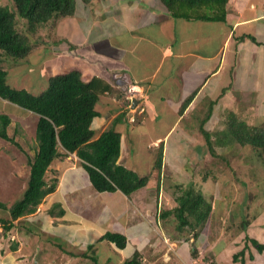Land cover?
I'll use <instances>...</instances> for the list:
<instances>
[{"label":"crops","instance_id":"obj_1","mask_svg":"<svg viewBox=\"0 0 264 264\" xmlns=\"http://www.w3.org/2000/svg\"><path fill=\"white\" fill-rule=\"evenodd\" d=\"M150 2L152 5L148 3L150 7L143 14L140 13L136 3L131 5L110 3L109 7L105 8L104 12H108V21L112 28L110 27L107 31L103 30V35L96 38V45L100 46L98 49L101 52L100 57H104L105 53V56H111L115 63L108 64L104 70L98 65H93L94 61L88 57L83 58V61L76 59L77 63H75L80 67L83 81L88 82L93 78H101L113 89V93L110 94L104 91L107 96H104L97 106L101 116L96 117L91 124L95 138L100 136L122 113L124 87L131 89L137 84L146 91V100L141 104H144L149 114L148 117L143 118V124H126L122 117L121 122L115 125V130L121 135L120 155L117 163L135 171L142 177L143 173L148 174L152 171L155 159L153 156L149 162L142 160L139 149L140 135L146 133L147 137L144 139L147 138L151 142L156 140L158 145L162 143L164 156L162 172H165V167L172 164L168 154L172 153L180 158L183 153L184 141L182 139H185L188 134L186 129L181 130V122L188 120L195 108L205 107L206 102H213L214 117L220 115L224 108L241 116L242 109L246 108L249 115L259 116L261 121H264V112L253 113L258 107H264V0H228L224 22L205 21L195 17L174 19L159 0H150ZM87 7L88 5L78 3L75 15L57 21V27L69 21L72 32H76L80 26L82 28L84 26V31L86 27L91 33L95 31L97 25L96 22H92L95 19L93 14L89 19L90 22L85 25L83 23L76 25V20L80 19V16L85 20L86 15L83 10ZM119 12L126 15V19L120 24L118 23L121 15ZM144 20H149L152 25L138 28L137 25ZM120 35L124 37H119ZM88 42H92V38H89ZM133 45V51L138 49L135 54L141 59L135 58L136 60L128 62L129 70L120 62L122 58L123 62H126ZM44 49L45 47L43 51ZM57 49L61 57L74 52L69 45ZM49 56L53 55L46 53L43 60L47 61ZM55 56L51 60H54ZM86 62L90 64L85 66ZM43 64L47 66L44 62ZM47 80L44 81L45 84L43 83V89L46 87ZM258 92L260 97H258ZM191 95H193L192 101L180 114L181 104ZM8 105L18 111L24 110L9 102ZM152 122L156 124L167 122V127L162 134L158 135L155 133L156 127L151 124ZM148 124L151 126V131L147 127L145 132H141L143 126ZM171 137L174 139L170 142ZM155 151L157 152L156 149ZM149 156L148 159H150ZM152 160L153 163H151ZM59 164L57 185L59 181V184L62 186L65 184L67 189L74 188L76 185L73 184V180L78 175L85 186L83 194H81L82 188L78 187L81 190L79 194L84 200L89 195L88 197H92L93 202L94 197L102 196L104 198L102 202L105 203L102 214L109 217L110 222L104 220L105 222L99 223V220V228H96V221L82 217L81 213L69 212L65 207L62 208L61 201H58L54 207L61 208L56 214L53 210L49 213L35 211L13 222L16 227V222L19 223L22 219L28 222L34 217L37 225L34 224L33 227L29 224L24 225L19 230L22 231L19 236L14 232L18 231V228H15L11 235L13 238L10 239L12 243L17 244V247L11 250L10 244L0 245V264H100L98 259L87 253L88 251L94 254V250L97 249L94 243L97 242L100 243L101 248L109 245V251L102 254L103 262L101 263L104 264H120L131 258L134 252L141 253L140 259L144 264L145 258L153 257L157 251H162V255L159 258L156 257L155 261L152 260L153 264H264V248L259 252L251 244H245L244 240L242 241L243 238L233 236L232 231H229L224 223L225 226L221 229L213 230L218 237L210 233L209 228L212 229L211 223L214 218H218L219 215L220 217L229 215L230 219L234 218L230 209L218 204L220 201L214 200V207L218 209L213 210L208 220L210 240L206 237L201 239L202 232L201 236L196 239L198 242L194 247L190 240L184 241L179 236L173 237L166 231L167 237L170 238L167 245L163 244L162 238L150 244L147 236L152 234V229L146 218L152 216L161 225L162 211L175 207L172 198L171 202L164 200L165 205L161 206L158 191L148 190L147 187L138 190L130 197L125 196L119 190L102 192L98 195L91 189L87 173L81 162L78 164L67 161ZM179 166L177 168L183 170ZM177 174L179 176V172ZM163 178L166 177L163 175ZM153 183L157 188L155 178L150 185ZM141 191L146 194H141ZM141 196H143L142 199ZM159 197H161L160 193ZM31 223L33 224L32 221ZM52 224H55L54 230L51 229ZM46 230L50 231L48 233L51 238H47L48 243L43 244V232ZM247 232L252 236L251 238L259 240L253 236L255 232L253 222L249 224ZM106 233L123 234L127 240L125 248L118 249L113 243L103 240L102 237ZM13 234H16L19 240ZM260 243L264 247V242ZM240 251H243V255L237 256ZM80 252L82 254L78 255Z\"/></svg>","mask_w":264,"mask_h":264},{"label":"trees","instance_id":"obj_2","mask_svg":"<svg viewBox=\"0 0 264 264\" xmlns=\"http://www.w3.org/2000/svg\"><path fill=\"white\" fill-rule=\"evenodd\" d=\"M9 1L13 4V8L0 4V62L1 58L5 57V60L17 63L28 58L32 52L37 43L36 40L33 41V36L38 31L45 27H53L63 18L73 17L77 3L90 5L93 0ZM159 2L174 19L195 17L205 21L224 22L227 14L225 8L228 0H159ZM195 10H197L195 14L189 13ZM22 21L26 24V28L22 27L23 30ZM249 38L254 40L252 37ZM17 82V80L10 82L8 71L0 67V99L38 117L35 127L36 150L29 161V175L22 197L10 207L0 202V209L6 210L9 215L8 220L0 218V226L5 232L14 227V221L33 214L44 198L55 191L57 180L49 184L45 181V174L54 160L70 154H75L80 160L95 192L119 190L130 197L147 185L150 177L139 176L135 171L117 163L121 135L115 130V125L121 122L122 117L126 124L139 125V119L136 117L139 111L131 113L124 101V112L122 111L100 136L95 138V133L91 129L93 120L101 116L97 106L104 97L102 92L109 93L107 82L105 83L101 78H93L85 82L79 70L49 77L46 87L38 93L15 87ZM192 98L193 95L181 104L180 114L188 107ZM205 104V107L195 108L188 120L181 123H186L188 128L197 132L196 135L203 139L200 141L205 144L211 158L214 161H223L224 164L228 163L227 159L224 160L225 158L215 153L214 147L233 146L250 149L264 164V124L261 126L248 124L241 116L227 111L226 108L220 115L214 117L213 102ZM146 111L139 115L148 117ZM193 119L197 120L195 128L189 124ZM10 122L8 115L0 114V139L19 147L7 133ZM156 153L152 172L156 173L158 191L165 179L161 176L164 161L162 143ZM220 161L215 162V165L220 164ZM220 170L221 168L216 169L215 172L222 174ZM208 175L209 171L202 175L203 179L205 180ZM213 177V180L217 181V175ZM172 187L174 192L171 195L176 206L171 210L162 211L161 219H170L169 223H174L175 226L170 234L176 232L184 236L188 232L193 233L196 238L199 230L208 225L213 210L216 211L218 208L214 207L212 200L211 202L206 200L200 191L195 190L192 184L186 188L178 184L171 185L170 188ZM218 204L225 206V202L220 201ZM235 219L237 220L236 217ZM244 221L238 226L235 220L229 221L227 229L232 233H235L233 231L235 229L242 231L239 239L243 238L245 244L249 243L261 252L264 247L257 240L249 237L247 232L249 224L245 225L246 221ZM102 239L113 243L118 249H124L127 242L126 237L121 233H106ZM16 247L17 244L12 243L10 249L15 250ZM242 253L243 251H240L237 256H242ZM122 264H142L140 254L134 252L133 256Z\"/></svg>","mask_w":264,"mask_h":264},{"label":"rangeland","instance_id":"obj_3","mask_svg":"<svg viewBox=\"0 0 264 264\" xmlns=\"http://www.w3.org/2000/svg\"><path fill=\"white\" fill-rule=\"evenodd\" d=\"M110 3L115 5L126 4V3L131 5L136 3L137 8L140 9L141 14H143L144 11L149 9L150 7L149 4L152 5L150 0H145V1L93 0L92 3L88 5L87 7L88 9L84 8L83 10V12L86 15L85 20L82 19L81 16L79 15L80 19L76 20V25L78 23L79 24L83 23L85 25V23L90 22L89 19H91V15L93 14L95 16L94 17L95 19L92 22H96L97 25L95 31H93L92 33L89 32L88 27H86L87 29L84 31L83 30L84 26L83 28L82 26H80L78 27L76 32L75 31L72 32L69 26L71 22L69 21L65 22L64 25H62L63 24L62 23L58 27L56 24L53 27H47V28L45 27L44 29L38 31V33H36V35L33 36L34 37L33 41L36 40L38 44L37 43L35 44L28 58L20 60L17 63H11L9 60L7 61L5 60L6 59L5 57L1 58L2 61L0 62V67H3V69H6L8 71L10 82L13 83L14 80H17L18 82L15 84L16 85L15 87H25L29 89V91L31 90L34 93H38L43 89V83L49 77L56 74L66 73L72 70L80 71V67L77 64H75L77 63L76 59L79 60L82 59L83 61V58L88 57L94 61V63H92L93 65H98L103 70L105 69L106 66H108V64L115 63L112 60L111 56H105V53H104V57H100L101 52H99L98 50L100 46L96 45L97 42L96 38L98 36L103 35V30L107 31L108 29H110V27L112 28L110 21H108L109 20V16L107 15L108 12L106 13L104 12L105 8L109 7ZM0 4L2 6H9L13 8V4L9 0H0ZM83 12L82 14L84 15ZM196 12L197 10L189 13L195 14ZM119 14H121L119 16L120 21H118V23L120 24L122 20L126 19V15L124 14L122 15V12H119ZM95 20H97L98 22ZM22 25L23 26H21V28L22 27L26 28V24L24 23V21H22ZM151 25L152 24L150 23L149 20H144L141 24H138L137 26L138 28L141 29L143 27H149ZM138 28L136 27V29ZM23 29L24 28H22V30ZM119 37H124V35H120ZM89 38H92V42H88ZM124 40H126V38ZM68 45L72 47V50H74V52L71 55H66L63 57L59 56L57 48L61 46L66 47ZM130 45H132V43ZM44 47L45 49L43 51ZM40 50L42 51L40 52ZM130 50L129 51L131 52V54L126 58V62H123V58L120 62L122 66H126V68H128L129 70L130 68L127 66L128 62H132L136 60L135 58H140L135 54V52H137L138 49H136L137 51H133L134 45ZM46 53L53 55L51 57L49 56L47 61L46 59L43 60ZM89 53H91V56H89ZM54 56L55 59L51 60ZM43 62L47 66H45ZM86 63L87 65L85 66H88L90 64L88 62ZM108 86L110 89L108 90L109 94L113 93V89L111 85ZM130 90L132 95L135 96L132 99L133 108L130 109L131 113H136L137 111H139V114L144 113L146 109L145 107H143L144 104H141V102H143L144 99L146 98V91L142 87H138L137 84L133 86ZM130 90L126 87L123 88V91L127 93H130ZM102 94L103 96H107L105 92H102ZM139 94H141L142 96L141 100H137L138 97L136 96H138ZM260 96L261 95H259L258 92V97ZM253 100L255 101L256 98ZM1 102L4 103L5 105H3ZM245 109H242L241 111V113H243L241 114V117L244 119V121L256 126H261L262 124H264V121H261V118L259 116L253 117L249 115L248 110ZM122 111L124 112V108L122 109ZM147 111L146 114L148 115L149 113ZM262 112H264V107H258L256 112L253 113L260 114ZM0 114H6L10 118L11 122L7 128V133L19 145V147H16L10 142L0 139V202L3 203L6 207H10L15 201H17L22 197L23 192L26 189V184L29 175V161L33 157L36 150L35 127L38 121V117L35 114H32L28 111H24V110L18 111L17 109L10 107L8 105V102L2 101L1 99H0ZM139 114L136 117L139 119V122L143 124L142 118H145L146 115H139ZM220 118L222 119V116H220ZM151 124L154 127H156V129L155 128L154 129H155V133L158 135L162 134L167 127V122H162L157 124L155 122H152ZM189 124L192 128H195L197 127V120L193 119L192 121H190ZM147 127H149L151 131V126H149L148 124L146 126H143L141 132H145L144 130L148 129ZM180 128L181 130L186 129L189 138L188 136H186L185 139H182L184 141V144L182 143L183 144V150H182L183 153L181 155L182 159L181 156L179 158V157H175L174 154L172 153L168 154V157L170 158L172 164L169 167L167 166L165 167L164 169L165 172H161V175L162 176L164 175L166 178L163 179L162 186L158 190V198H160V202L163 203L164 200L166 201L169 200L168 202H171V198H172L171 194L174 192V187H172V189L170 188L171 185L178 184L186 188L187 186H189V184H192L195 190L200 191L202 195L206 198V200L210 202L211 200L213 202L214 200L225 202L226 209H230L231 213L233 212L234 218L232 217V219H230L229 215L228 216L225 215L224 217H220L219 215V217L216 219L212 218L213 219L211 223L212 229L209 228L208 225H206L204 229L199 230L197 237L195 238L192 235L193 233H188V232L184 234V237L178 235L176 232L170 234L172 233L171 231L175 226L174 223L173 224L169 223L170 219L161 220V225H159L157 221L151 216L146 218L147 221L149 222V225H151V229H152L151 230L152 234H149L147 236L149 239V243L153 244L154 242H157L159 238H162V241L164 242L162 243L167 245L168 244L167 242L170 240V238L167 237V233H169V235H172L173 237L179 236L180 239H183L184 241L190 240L191 245L194 246L198 242V240L196 239L199 236H201L202 232H203V236H201L200 238L203 239V237L204 238L206 237L208 240H210L211 239L210 233H212L213 236L218 237L217 233H214L215 232L213 231L214 229L219 230L225 225L228 226L229 221H234V220L236 222L234 223L237 224L238 226L240 222L245 220L246 221L245 225L253 222V229L255 231L253 236L259 239V240L256 239L259 244H262L260 242H264V164L259 161V159L250 149L239 148V147L236 148L233 146H228L227 148H220L215 146L214 147L215 153L225 158L224 160L227 159L228 162L224 164L223 161L217 160L220 161L219 162L220 164L216 166L215 162L217 161H214L211 158V156L208 153V150L206 151L207 148L205 144L200 141L202 138L196 135L197 132L196 131L193 132L192 129H189L186 123L184 122L180 124ZM145 137H147L146 133L144 135L142 134L140 135L141 138V143L139 146L141 152L140 156L142 160L144 159V161L149 162L151 161L153 156L155 159V156L157 154L155 149L157 150L160 144L158 145V142L156 140L151 142L147 140V138L144 139ZM173 139L174 138L171 137L170 142L173 141ZM146 153L150 155L149 156L150 159H148V155ZM67 157L68 159H66V157H63L53 161V164L50 166V168H48L45 174V181H47L50 184L53 180L59 178V174H58L59 163L61 162L64 163L67 161L68 162L73 161L78 164L80 163V160H78V158L73 154H70ZM144 161L142 163H144ZM151 163H153V160ZM55 164H57V166H55ZM59 165L61 166V164ZM178 166L183 170L177 168ZM219 166L221 168L220 171L222 172V174H218L215 172L216 169H220ZM208 171H209V175L204 180L202 175ZM177 172H179V176H177L178 175ZM143 174H144L143 176H147V177L151 176L145 187H147L148 190L151 189V191H154L155 189L157 190L156 185L154 183L150 185L154 180L156 173L150 171L148 174L145 173ZM215 175H217V181L213 180L214 178L213 176ZM73 184L76 185V187L73 186L74 188L67 189L65 184H63L62 186V184H59L58 181V185L55 193H53L50 196H46L42 201V203L36 209V212L38 211L39 213H44V212L49 213L50 210H53V213L56 214L61 207L62 208L65 207L66 210H69V212L73 211L76 214L81 213L82 217L85 218L88 217L89 220L91 219V221L92 220L96 221L97 223L96 228H99L98 225L99 220H100L99 223L105 221L110 222L109 217H106L105 215L102 214L105 208V203L102 202L104 198L102 196L94 197V202H95L94 203L92 197H88L89 196L88 195L87 198L84 200L83 197L79 194V192L81 191L79 188H82L83 191L81 194H83L85 193L84 192L85 186H83L82 178H79L78 175L74 178ZM91 189L93 190V188ZM159 193L161 197H159ZM96 194L101 195V193H97V192ZM141 194L144 195L146 193H142L141 191ZM142 198L143 196H141V199ZM58 201H61L62 204V205L60 204L61 207H54V205L58 204L57 203ZM162 203L161 206L165 205V203L163 204ZM235 217L237 218V220L235 219ZM0 218L8 220L9 219L8 212L6 210L0 209ZM34 219H35L34 217L30 218L33 224L31 223V221H28L29 222L28 223L26 220L24 221V219H22L23 221L21 220L19 221V223L16 222L17 223L16 227H13L8 232H5L3 230V227L0 226V245L3 246H7L8 244L11 245L12 240L10 238L12 237L11 236L12 233L16 232V234L19 236L21 235L20 233L22 232L19 230H21V228L24 227V225L29 224L31 227L35 226L34 224L37 225ZM112 220L113 219H111V221ZM55 224L51 225L52 226L51 229L54 230ZM15 228L16 229L18 228L17 229L18 231H16ZM208 228L210 229V233L208 231ZM237 229L239 230V227H237ZM233 231L235 233L231 232L232 234L239 236V238L241 237L242 231L240 232V230L237 231L236 229ZM48 232L50 231L46 230V232H43V244L48 243L49 240H47V238L48 239L51 238L50 233ZM16 234L13 235L16 239L19 240ZM249 237L251 238L252 236L249 235ZM50 243L52 244V241H50ZM104 245L105 244H103V246ZM94 246L97 248L96 250H94V254H90L88 251L87 253L89 255H93V257L98 259V262H100V264H104L101 263L103 262L102 254H105L107 251H109V245L107 244L105 247L101 248L100 243L97 242L94 243ZM81 254L82 252H80L78 255ZM161 255H162V251H157L156 255L150 258H145L143 262L144 264H153L152 260L156 259V257L159 258ZM140 257H141V253H140Z\"/></svg>","mask_w":264,"mask_h":264},{"label":"built area","instance_id":"obj_4","mask_svg":"<svg viewBox=\"0 0 264 264\" xmlns=\"http://www.w3.org/2000/svg\"><path fill=\"white\" fill-rule=\"evenodd\" d=\"M130 90V89H129ZM135 96L134 95H132V93H131V90H130V93H127V92H124L123 91V98H124V101L127 103V108H129V109H131V108H133L132 107V99L134 98ZM136 97H138V99L137 100H141V98H142V96H141V94H139L138 96H136ZM135 109V108H134Z\"/></svg>","mask_w":264,"mask_h":264},{"label":"clouds","instance_id":"obj_5","mask_svg":"<svg viewBox=\"0 0 264 264\" xmlns=\"http://www.w3.org/2000/svg\"><path fill=\"white\" fill-rule=\"evenodd\" d=\"M73 155H75V154H73ZM79 160V159H78Z\"/></svg>","mask_w":264,"mask_h":264}]
</instances>
